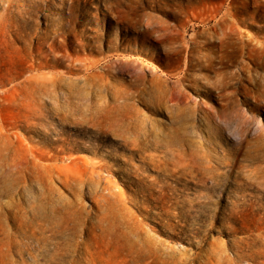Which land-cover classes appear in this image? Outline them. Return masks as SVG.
<instances>
[{"label": "rangeland", "instance_id": "1", "mask_svg": "<svg viewBox=\"0 0 264 264\" xmlns=\"http://www.w3.org/2000/svg\"><path fill=\"white\" fill-rule=\"evenodd\" d=\"M247 39L264 0H0V264H264Z\"/></svg>", "mask_w": 264, "mask_h": 264}, {"label": "bare ground", "instance_id": "2", "mask_svg": "<svg viewBox=\"0 0 264 264\" xmlns=\"http://www.w3.org/2000/svg\"><path fill=\"white\" fill-rule=\"evenodd\" d=\"M231 8V7H230ZM213 10V9H212ZM227 11V10H226ZM213 13V12H212ZM217 13V12H216ZM219 13V12H218ZM211 14V13H210ZM209 14V15H210ZM215 14V13H214ZM235 14V13H234ZM234 14L232 13H230V14H227V15H224V16H222V18H220V20L218 21V22H223V24H227L225 21L226 20H228V19H225V17H227V18H229L230 19V23H228V24H231V27L232 26H234V24L235 23H238V20L237 19H235L234 18ZM216 15V14H215ZM214 15V16H215ZM236 15V14H235ZM217 16H218V14H217ZM216 17V16H215ZM209 18H211V17H209ZM237 18V17H236ZM212 19V18H211ZM241 20V19H240ZM210 21V20H209ZM229 21V20H228ZM225 22V23H224ZM240 24V23H239ZM218 25V24H217ZM226 26H228V25H226ZM230 26V25H229ZM214 27V26H213ZM213 27H211V28H213ZM223 25H222V27H221V29H223ZM230 27V28H231ZM262 27V26H261ZM226 27H224V29H225ZM237 28H239V27H237ZM217 29H219V28H216V31L215 32H217ZM221 29H220V31H221ZM226 30V29H225ZM234 30V29H233ZM224 31V30H223ZM222 31V32H223ZM227 31V30H226ZM226 31H224V32H226ZM212 32V31H211ZM222 32H221V35H222ZM229 32H231L230 31V29H229ZM233 32V33H232ZM231 33L232 34H234V31H232ZM239 32V31H238ZM210 33V32H209ZM227 33V32H226ZM236 33H237V31H236ZM213 34H214V32H213ZM219 34H220V32H219ZM225 34V33H224ZM229 34V33H228ZM238 34V33H237ZM210 35H211V33H210ZM209 35V36H210ZM215 35V34H214ZM226 35V37H227V34H225ZM224 35V36H225ZM236 35V34H235ZM241 35V34H240ZM244 35H246V34H244ZM253 35V34H252ZM193 36V35H192ZM195 36V35H194ZM223 36V35H222ZM223 36V37H224ZM232 36H234V35H232ZM251 36V35H250ZM258 36H260V35H258ZM220 36H217V38H219ZM240 37V36H239ZM257 37V36H256ZM193 38V37H192ZM216 38V37H215ZM228 38V37H227ZM246 38V37H245ZM165 39V38H164ZM167 39V38H166ZM171 39V38H170ZM193 39H195V37L193 38ZM224 39V38H223ZM226 39V38H225ZM253 39H254V37H253ZM161 40V39H160ZM174 40V39H173ZM218 40H220L219 42H221V38H219ZM230 40H231V38H230ZM256 39H254V41H255ZM165 41V40H164ZM168 41V40H167ZM171 41V40H170ZM232 42H233V40H231ZM236 41V40H235ZM251 41H253L252 39H247V43L246 42H244V41H242L241 42V44H236L237 46H239L238 47V51L241 53V54H245V55H248V57L250 58V59H252V60H250V62L251 61H253L254 63H256L255 65H258L259 67H260V73H261V69L264 71V45H263V43L262 42H255V44L254 43H252V44H254L252 47H249V42H251ZM228 43H229V41H227ZM231 42V43H232ZM169 43V42H168ZM174 43V42H173ZM223 43V42H222ZM226 43V42H225ZM228 43H226L227 45H228ZM192 44V43H191ZM224 44V43H223ZM223 44H221V45H223ZM225 44V45H226ZM233 44H234V42H233ZM184 45H186L185 43H184ZM212 45V44H211ZM251 45V44H250ZM181 46V45H180ZM191 46V45H190ZM216 46V45H215ZM235 46V45H234ZM169 47V46H168ZM183 47V46H182ZM182 47H179V48H182ZM185 47V46H184ZM183 47V48H184ZM189 47V46H188ZM218 47V46H217ZM220 47H222V46H220ZM219 47V48H220ZM225 47H227L228 48V46H225ZM166 48V47H165ZM171 48H172V46H171ZM171 48H167V51H169L168 49H170L171 50ZM191 48V47H190ZM230 48H232L231 46H230ZM229 48V49H230ZM234 48V47H233ZM223 49V48H222ZM235 49V48H234ZM173 50H174V48H173ZM172 50V51H173ZM192 50V49H191ZM211 50V49H210ZM219 50V49H218ZM223 50H225V48L223 49ZM222 50V51H223ZM231 50V49H230ZM213 51V50H212ZM232 51H233V49H232ZM235 51V50H234ZM191 52V51H190ZM208 52V51H207ZM210 52V51H209ZM229 52V51H228ZM213 53V52H212ZM211 53V54H212ZM221 53V52H220ZM219 53V54H220ZM230 53V52H229ZM235 53V52H234ZM232 54V53H231ZM236 54V53H235ZM230 55V54H229ZM237 55V54H236ZM215 56V55H214ZM219 56V55H218ZM209 57V56H208ZM230 57H232L231 55H230ZM237 57V56H236ZM238 57H239V55H238ZM243 57V56H242ZM212 58V57H211ZM227 58V57H226ZM229 58V57H228ZM227 58V59H228ZM231 59V58H230ZM234 59H235V57H234ZM236 59H238V58H236ZM235 59V60H236ZM214 60V59H213ZM216 60V59H215ZM244 60V59H243ZM200 61V60H199ZM207 61V60H206ZM217 61V60H216ZM218 61H219V59H218ZM233 61V59L230 61V64H231V62ZM209 62V61H208ZM214 62V61H213ZM228 62V61H227ZM252 62V63H253ZM203 63V62H202ZM223 63V62H222ZM189 64V63H188ZM209 64H210V62H209ZM218 64V63H217ZM225 64L226 65H228L229 64V62H228V64L226 63V61H225ZM211 65H213L212 63H211ZM210 65V66H211ZM216 65V64H215ZM224 65V64H223ZM233 65V64H232ZM243 65V64H242ZM245 65H246V63H245ZM206 66V65H205ZM204 66V67H205ZM208 66V65H207ZM216 66H220V65H216ZM216 66L214 67V69L216 68ZM229 66V65H228ZM248 66H249V63H248ZM203 67V66H202ZM209 67V66H208ZM243 67V66H242ZM210 68H213V66L212 67H210ZM218 68V67H217ZM223 68V67H222ZM225 68H226V66H225ZM244 68V67H243ZM220 69V68H219ZM224 70V69H223ZM257 70V69H256ZM238 71H241V69H239ZM248 71H249V67H248ZM214 72V71H213ZM249 73V72H248ZM251 73V72H250ZM250 73L249 74H247L248 76L250 75ZM264 73V72H263ZM215 74H217V73H215ZM218 74H219V72H218ZM237 74V73H236ZM262 74V73H261ZM185 76L187 77V75L185 74ZM216 76H218V75H216ZM245 76V75H244ZM251 76V75H250ZM262 76H264V75H262ZM183 78H185V77H183ZM222 78H224V77H222ZM264 78V77H263ZM262 79V78H261ZM260 78H259V80H261ZM156 80V79H155ZM154 80V82H156ZM159 80V79H158ZM178 80V79H177ZM186 80V79H185ZM250 80V79H249ZM160 81V80H159ZM181 81V80H180ZM247 81V80H246ZM252 80H250V82H251ZM262 81V80H261ZM153 82V83H154ZM160 82H162V81H160ZM241 82V81H240ZM158 83V82H157ZM157 83H156V87H157ZM176 84V86L180 83H178L177 84V81L175 82ZM249 83V82H248ZM261 83V82H260ZM262 83H263V81H262ZM159 84V83H158ZM264 84V83H263ZM155 85V84H154ZM167 85V84H166ZM174 85V84H173ZM180 85V84H179ZM152 86V85H151ZM160 86V85H159ZM162 86V85H161ZM160 86V87H161ZM172 86V85H171ZM222 86V85H221ZM260 86V85H259ZM263 86V85H262ZM167 87V86H166ZM159 88V87H158ZM152 92H154L155 91V89H154V91L152 90V89H150ZM249 90V89H248ZM160 93H162L161 91H160ZM153 94V93H152ZM156 94V93H155ZM154 94V95H155ZM151 95V94H150ZM154 95L152 96V97H154ZM160 94H159V91H158V97H160L159 96ZM166 95V94H165ZM227 95V94H226ZM262 96V95H261ZM158 97H156V95H155V98H158ZM226 97V96H225ZM161 98V97H160ZM165 98V97H164ZM115 99V98H114ZM154 99V98H153ZM257 99V98H256ZM118 100V99H117ZM254 100H255V98H254ZM259 100H261V99H259ZM155 101H157V99L155 100ZM159 101V100H158ZM157 101V102H158ZM258 101V100H257ZM116 102V101H115ZM259 102H261V101H259ZM116 103H118V102H116ZM160 103H161V101H160ZM256 103V102H255ZM162 104V103H161ZM160 104V106H162ZM257 104V103H256ZM255 106V105H254ZM258 106V105H257ZM107 114V116H108V113H106ZM106 117V116H105ZM109 118V117H108ZM108 118H106V119H108ZM114 122V121H113ZM132 136V135H131ZM171 142V141H170ZM203 160V159H202ZM17 169H18V172L21 174V177H20V182H25V180H26V178H25V175H24V173H25V171H24V167H23V165H22V163L20 162L19 164H18V167H17ZM34 169H36V168H34ZM186 170V169H185ZM186 173V172H185ZM33 174V173H32ZM35 174V173H34ZM31 180V179H30ZM214 183V182H213ZM21 190V189H20ZM46 193V192H45ZM21 196H23V195H21ZM20 200V199H19ZM24 200H26V199H24ZM23 199H22V197H21V201H20V203L17 205V218H18V223H17V230H18V233L21 235V236H24V237H32V235H33V228L36 226V224H37V222H39V221H47L48 220V217L45 215V214H43L42 213V211H41V209L40 208H38L36 205H35V203H36V199H35V203L34 202H29L28 204L27 203H25V201H24ZM29 200V199H28ZM44 200V199H43ZM39 201V200H38ZM49 201V200H48ZM45 202H47V201H45ZM42 203V202H41ZM49 203V202H48ZM34 204V205H33ZM43 204H44V201H43ZM38 206H40V205H38ZM56 207V206H55ZM10 210V209H9Z\"/></svg>", "mask_w": 264, "mask_h": 264}]
</instances>
